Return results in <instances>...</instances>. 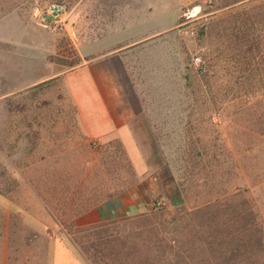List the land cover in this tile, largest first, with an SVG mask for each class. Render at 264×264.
<instances>
[{
	"label": "rangeland",
	"instance_id": "1",
	"mask_svg": "<svg viewBox=\"0 0 264 264\" xmlns=\"http://www.w3.org/2000/svg\"><path fill=\"white\" fill-rule=\"evenodd\" d=\"M51 4L67 10L56 29L38 22ZM109 33L132 43L137 144L172 198L85 225L136 185L133 167L119 141L85 139L60 77L24 84L59 70L44 64L58 40ZM249 208L264 218V0H0V264L48 232L87 264H264V232H225Z\"/></svg>",
	"mask_w": 264,
	"mask_h": 264
},
{
	"label": "crops",
	"instance_id": "2",
	"mask_svg": "<svg viewBox=\"0 0 264 264\" xmlns=\"http://www.w3.org/2000/svg\"><path fill=\"white\" fill-rule=\"evenodd\" d=\"M91 43L83 42L75 48L81 59L79 66L66 71L61 69L62 66L45 62L52 69L59 70L24 84L29 87L60 77L74 106L78 128L85 139L100 143L119 141L133 167L136 185L105 200L81 218L85 225L145 215L153 209L159 197L172 198L167 190L169 186L149 168L137 144L139 137L134 129V119L141 107L136 93L129 87L127 71L122 62L124 47L132 43L112 33L96 38L94 44ZM53 53L55 40L51 51L47 48L45 56ZM8 233L5 232L6 239ZM48 233L43 239L37 233L28 244L21 245V254L19 258L16 254L14 264H87L68 239ZM5 248H9L8 240H5Z\"/></svg>",
	"mask_w": 264,
	"mask_h": 264
},
{
	"label": "trees",
	"instance_id": "3",
	"mask_svg": "<svg viewBox=\"0 0 264 264\" xmlns=\"http://www.w3.org/2000/svg\"><path fill=\"white\" fill-rule=\"evenodd\" d=\"M64 54H69L72 59L68 60L67 56H64ZM47 60L50 63L59 65V66H63V67H68V68H73L76 66H79L81 63V59L79 58V55L77 54L76 49L70 44L69 40H67L66 38H62L60 40L57 41L56 43V54L49 56L47 58ZM221 107V108H220ZM219 109H223V106H219ZM123 149V148H122ZM124 150H122L123 152ZM196 157H199L198 155ZM189 167H185L183 168L184 172L183 176L184 178H181L183 182L179 183V188H181V195L183 198V203H184V197L186 196V189H184V183H186L187 181V177H192V175L194 174L195 171V166H193L191 168V170H189ZM249 175V173H247ZM219 177L221 178V174H219ZM180 179V180H181ZM196 185V184H194ZM240 190H238L239 192ZM186 201V200H185ZM185 204V203H184ZM236 223H240L239 226H234ZM225 228V232H264V218L260 217L258 215V213H256V211L254 210V208H249L247 210V217H241L236 216L234 222L231 224V226L229 227H224ZM215 232H221L219 229H216Z\"/></svg>",
	"mask_w": 264,
	"mask_h": 264
},
{
	"label": "built area",
	"instance_id": "4",
	"mask_svg": "<svg viewBox=\"0 0 264 264\" xmlns=\"http://www.w3.org/2000/svg\"><path fill=\"white\" fill-rule=\"evenodd\" d=\"M66 15H67V10L64 5L51 4L46 8L45 14L39 17L38 22L44 28L56 29L60 24H62V21L66 17ZM193 64L200 70V72H202L200 69L201 67L200 58H195ZM162 205L163 204L161 202H157L156 204L157 207H160Z\"/></svg>",
	"mask_w": 264,
	"mask_h": 264
}]
</instances>
